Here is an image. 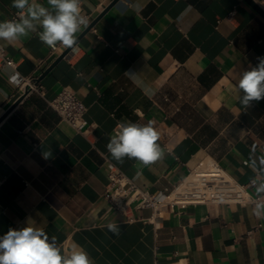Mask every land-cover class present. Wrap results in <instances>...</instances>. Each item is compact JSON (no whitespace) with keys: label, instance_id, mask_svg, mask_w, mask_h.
I'll list each match as a JSON object with an SVG mask.
<instances>
[{"label":"crops","instance_id":"0c3cea01","mask_svg":"<svg viewBox=\"0 0 264 264\" xmlns=\"http://www.w3.org/2000/svg\"><path fill=\"white\" fill-rule=\"evenodd\" d=\"M112 1L82 0L88 24L101 16L39 80L45 95L27 92L0 121V236L42 228L64 254L79 245L94 264H264L254 201L156 211L134 200L122 210L107 196L111 164L155 191L212 159L264 199L256 193L264 183V99L248 109L238 100L240 75L264 57V16L248 0ZM11 5L0 0V21L18 11ZM41 30L0 40L24 76L39 77L65 49L43 44ZM13 73L0 63V116L22 93ZM65 85L87 106L85 132L48 102ZM149 120L163 158L150 166L113 160L106 145L117 123Z\"/></svg>","mask_w":264,"mask_h":264},{"label":"clouds","instance_id":"9594fccd","mask_svg":"<svg viewBox=\"0 0 264 264\" xmlns=\"http://www.w3.org/2000/svg\"><path fill=\"white\" fill-rule=\"evenodd\" d=\"M82 0H47V7L37 0H12V7L17 9L18 19L0 21V40L9 43L38 32L39 40L50 48L62 44L75 50L76 34L87 26L88 19L82 14ZM51 9V10H50ZM259 63L245 70L240 75L238 89L242 95L239 103L248 109L253 101L264 99V57H258ZM19 74L11 75L16 81ZM134 83L150 90L137 74H129ZM160 133L154 122H120L106 145L111 158L123 163L125 158L135 159L144 166L160 161L164 150ZM256 193H264V183L256 188ZM256 218H264V203H256L252 208ZM109 231L118 233L116 223L107 225ZM0 264H94L89 253L79 245H73L70 254H64L57 244V238L51 239L42 228L25 226L19 229L9 228L0 236Z\"/></svg>","mask_w":264,"mask_h":264},{"label":"built area","instance_id":"2783aa9c","mask_svg":"<svg viewBox=\"0 0 264 264\" xmlns=\"http://www.w3.org/2000/svg\"><path fill=\"white\" fill-rule=\"evenodd\" d=\"M11 19H18L17 11L6 20ZM0 63L3 66L12 67L13 75L19 74L16 83L20 89L22 88V93L29 88V91L37 90L45 95L43 85L36 81L37 77L22 75L18 70V61L1 44ZM48 102L76 129L83 132L88 129V122L85 118L87 106L71 86L62 87L48 99ZM107 196L116 208L122 210H126L134 200L138 201L139 206L151 205L156 211L167 203L180 206L200 203H247L249 201L264 203L261 196H253L244 183L228 172L218 161L212 159L200 161L173 187L155 191L140 187L116 164H111L108 168ZM258 226H264V218Z\"/></svg>","mask_w":264,"mask_h":264},{"label":"water","instance_id":"95a60500","mask_svg":"<svg viewBox=\"0 0 264 264\" xmlns=\"http://www.w3.org/2000/svg\"><path fill=\"white\" fill-rule=\"evenodd\" d=\"M116 0H113L110 4H112L113 2H115ZM263 16H264V8L255 0H248ZM110 5H108L106 7V9L109 7ZM105 9V10H106ZM102 13H100V15H98L97 17H95L85 28L84 30L81 32V35L84 34L85 32H87L97 21V19L101 16ZM77 41L79 40V37L76 38ZM71 49L65 48L64 51H62L58 57L45 69V71L36 78V81H39L49 70L50 68L60 59L62 58L64 55H67L70 52ZM29 92V88H26L25 91L19 95V97L10 105V107L5 111V113H3L0 116V121L12 110V108L24 97V95Z\"/></svg>","mask_w":264,"mask_h":264},{"label":"bare ground","instance_id":"6f19581e","mask_svg":"<svg viewBox=\"0 0 264 264\" xmlns=\"http://www.w3.org/2000/svg\"><path fill=\"white\" fill-rule=\"evenodd\" d=\"M211 160V159H210Z\"/></svg>","mask_w":264,"mask_h":264}]
</instances>
